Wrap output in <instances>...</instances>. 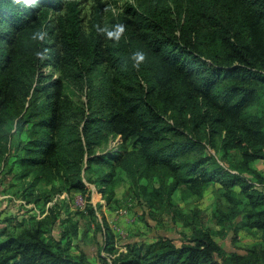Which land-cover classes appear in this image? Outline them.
Returning a JSON list of instances; mask_svg holds the SVG:
<instances>
[{
	"label": "trees",
	"instance_id": "obj_1",
	"mask_svg": "<svg viewBox=\"0 0 264 264\" xmlns=\"http://www.w3.org/2000/svg\"><path fill=\"white\" fill-rule=\"evenodd\" d=\"M191 2L174 29L166 16L142 20L133 11L142 29L125 45L103 38L102 10L85 36L76 0H0V168L11 163L14 149L32 194L46 185L60 195H89L87 171L106 166L108 174L87 181L109 194L107 202L119 168L150 209L172 208L178 191L202 196L216 185L231 205L215 213L217 224L239 219L236 232L257 231L264 241V176L254 167L264 161V112H252L264 89V0ZM48 9L57 13L55 24L46 19ZM49 66L81 76L106 66L108 113L92 101L75 107L63 79L45 75ZM146 69L150 76L141 84L138 73ZM111 134L121 146L96 156L95 147ZM152 180L158 186L142 184ZM57 209L25 227L5 220L0 264H87L71 253L76 223L53 236ZM105 235L111 245L105 249L114 253V240ZM213 235L195 228L180 247L168 239L128 246L112 264H264V250L227 254Z\"/></svg>",
	"mask_w": 264,
	"mask_h": 264
},
{
	"label": "rangeland",
	"instance_id": "obj_2",
	"mask_svg": "<svg viewBox=\"0 0 264 264\" xmlns=\"http://www.w3.org/2000/svg\"><path fill=\"white\" fill-rule=\"evenodd\" d=\"M76 1L79 3L81 27L85 36L89 38L94 30L98 11L102 10L100 28L103 29L101 31L103 38H113V44L121 42L125 45L128 44L127 38H138L141 32V27H137L132 15L133 11L142 14V20L153 17L156 13L166 16L174 29L181 20V14L183 13L184 18V12L192 4L191 0ZM44 13L48 22L56 23L57 13L53 9H48ZM120 26H123V31L119 30ZM108 32H112L113 35L108 36ZM174 34L178 35V31L176 30ZM146 70L138 73L141 84H147L150 76L149 69ZM87 71L88 68L81 76V72L74 70V75H71L68 70L64 72L57 67L49 66L45 68L44 73L49 78L63 79L66 92L75 103V107L86 109V104L92 101V106L100 108L106 114L108 113L106 102L112 96L107 67H98L92 74ZM109 72L113 74L114 70ZM252 112H264V89L259 93L258 105ZM13 132L16 130L13 129ZM22 138H25V134ZM120 146V138L111 134L95 147V155L104 156L118 150ZM11 154V163L0 168V227H5V220L10 218L15 224L22 222L25 227L43 218L48 209L56 205L58 222L53 228V236L60 238L65 231L64 226L76 223L79 232L77 236H71V253L84 255L87 264H112L120 253L127 251L128 246L147 245L162 239L171 240L180 247L191 237L195 228L212 230L214 240L227 254L247 255L255 248L264 250L260 232L246 229L235 231L236 228H240L239 219L233 225L217 224L215 213L228 212L231 205L222 197L220 188L216 185L210 186L202 196L191 195L189 190L178 191L173 196L172 208L150 209L145 200L131 187L126 175L117 168L114 182L110 185L114 196L107 202L106 197L108 198L109 194L103 197L99 190L87 181L89 179L96 181L110 172L106 166L96 165L86 172L89 195H82L80 192L60 195L55 193L51 186L46 185H42L35 194H32L31 189H27L30 180L20 179V169L14 164V149L11 150ZM217 157L221 159L220 155ZM254 167L264 176V161L255 162ZM142 184L149 187L158 186L155 180L143 181ZM259 188L264 190L261 186ZM37 196L41 197L40 201H37ZM66 221L68 222L64 225L63 222ZM105 234L112 236L114 240V253H108L105 249L111 247L106 246Z\"/></svg>",
	"mask_w": 264,
	"mask_h": 264
},
{
	"label": "clouds",
	"instance_id": "obj_3",
	"mask_svg": "<svg viewBox=\"0 0 264 264\" xmlns=\"http://www.w3.org/2000/svg\"><path fill=\"white\" fill-rule=\"evenodd\" d=\"M25 3L30 5V4L33 3V0H25ZM119 30H120V31H123V26H120V29H119ZM101 31H103V29H101ZM107 35H108V36H112L113 33H112V32H108ZM135 59H136V60H142V59H143V55L138 53V54H136ZM137 66H138V65H137Z\"/></svg>",
	"mask_w": 264,
	"mask_h": 264
}]
</instances>
